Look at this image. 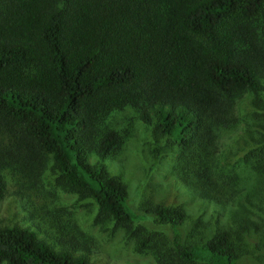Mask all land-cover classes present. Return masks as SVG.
Segmentation results:
<instances>
[{
    "label": "trees",
    "instance_id": "16d2710c",
    "mask_svg": "<svg viewBox=\"0 0 264 264\" xmlns=\"http://www.w3.org/2000/svg\"><path fill=\"white\" fill-rule=\"evenodd\" d=\"M263 82L264 0H0V199L11 163L35 175L49 163L102 216L168 224L173 264H264L240 262L226 230L184 244L178 207L133 211L103 169L117 131L101 128L111 111L130 108L179 149L180 180L219 200V129ZM263 136L254 158L264 164ZM0 264L91 263L27 227L0 226Z\"/></svg>",
    "mask_w": 264,
    "mask_h": 264
},
{
    "label": "rangeland",
    "instance_id": "374dc122",
    "mask_svg": "<svg viewBox=\"0 0 264 264\" xmlns=\"http://www.w3.org/2000/svg\"><path fill=\"white\" fill-rule=\"evenodd\" d=\"M106 127L115 128L119 141L103 169L125 186L133 211L147 202L178 207L184 219L176 229L184 244L226 230L240 262H264V164L254 158L264 134V82L239 100L234 122L219 129L214 159L226 171L212 177L224 190L219 200L201 198L197 187L180 180L179 149L157 138L130 108L111 111L101 124ZM7 168L13 175L0 199V226L27 227L56 250L85 254L91 264L174 263L168 224L102 216L91 197L68 187L49 163L38 175L20 162Z\"/></svg>",
    "mask_w": 264,
    "mask_h": 264
}]
</instances>
